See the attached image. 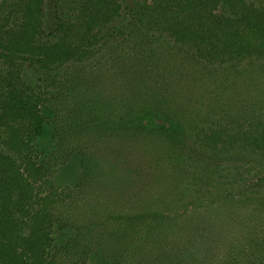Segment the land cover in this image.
Instances as JSON below:
<instances>
[{"label": "trees", "instance_id": "trees-1", "mask_svg": "<svg viewBox=\"0 0 264 264\" xmlns=\"http://www.w3.org/2000/svg\"><path fill=\"white\" fill-rule=\"evenodd\" d=\"M108 243L107 264H264V0H0V264Z\"/></svg>", "mask_w": 264, "mask_h": 264}, {"label": "rangeland", "instance_id": "rangeland-1", "mask_svg": "<svg viewBox=\"0 0 264 264\" xmlns=\"http://www.w3.org/2000/svg\"><path fill=\"white\" fill-rule=\"evenodd\" d=\"M116 60V58L114 59ZM112 71L115 73L114 69L110 67ZM152 70V69H150ZM138 71L137 65H133L127 63V66L122 67L119 71V77L117 79L111 80L112 84L110 85L111 88L115 87L119 90L127 91L129 88H133L135 82H133V75L136 76L135 72ZM103 156H106L110 159V163H112L119 173L123 174V178H130V180L124 181L119 180L120 182L125 183H116L111 182L107 184V188L111 194L116 195L115 197H119L121 201L123 200L124 196H120V193H130L134 190L133 186V172L131 168H134L133 163L135 161L134 157L130 154V152H123L122 148L119 146L108 147L106 149H102V152L99 153ZM136 161H138L136 159ZM73 166L70 168L61 167V169L56 170V173L53 176V183L58 188H74L78 186L85 177L84 167L82 166V162L79 159L73 160ZM137 167V166H135ZM132 183V184H131ZM109 243L102 244V246L96 247L90 255V260L88 264H107L106 260L104 259V254L108 253L109 250Z\"/></svg>", "mask_w": 264, "mask_h": 264}]
</instances>
